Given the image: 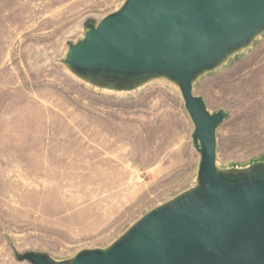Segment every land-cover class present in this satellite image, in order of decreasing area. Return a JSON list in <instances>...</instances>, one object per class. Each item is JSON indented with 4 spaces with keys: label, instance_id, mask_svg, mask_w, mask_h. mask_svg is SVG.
Returning a JSON list of instances; mask_svg holds the SVG:
<instances>
[{
    "label": "rangeland",
    "instance_id": "1",
    "mask_svg": "<svg viewBox=\"0 0 264 264\" xmlns=\"http://www.w3.org/2000/svg\"><path fill=\"white\" fill-rule=\"evenodd\" d=\"M126 0H0V264L38 251L67 262L106 248L196 187L200 142L179 87H94L63 63L85 22ZM222 168L264 162V33L194 84Z\"/></svg>",
    "mask_w": 264,
    "mask_h": 264
},
{
    "label": "water",
    "instance_id": "2",
    "mask_svg": "<svg viewBox=\"0 0 264 264\" xmlns=\"http://www.w3.org/2000/svg\"><path fill=\"white\" fill-rule=\"evenodd\" d=\"M63 63L102 89L133 90L154 79L176 84L196 125L201 164L196 187L163 203L106 248L63 263L28 251L32 264H264V162L222 168L212 113L194 94L201 75L264 33V0H126L100 22H85Z\"/></svg>",
    "mask_w": 264,
    "mask_h": 264
}]
</instances>
